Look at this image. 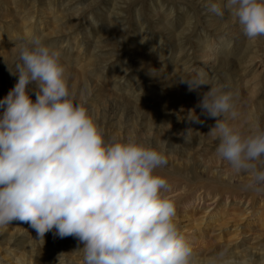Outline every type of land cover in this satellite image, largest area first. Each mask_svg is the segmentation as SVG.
Instances as JSON below:
<instances>
[{
  "label": "rangeland",
  "instance_id": "374dc122",
  "mask_svg": "<svg viewBox=\"0 0 264 264\" xmlns=\"http://www.w3.org/2000/svg\"><path fill=\"white\" fill-rule=\"evenodd\" d=\"M205 5L206 0H0V100L18 81L10 72L18 62L14 46L29 36L24 26L30 22V35L61 52L71 92L106 141L131 137L166 153L168 164L155 174L168 179L167 194L176 202L179 225L200 255L224 246L264 245V221H259L264 195L208 180L247 179L217 157L218 140L209 133L217 118L201 114L196 106L210 86L190 92L179 83L201 76L224 85L235 94L238 113L228 123L245 134L256 124L264 127V37L247 39L236 17L227 12L217 17ZM33 88L29 86L35 100ZM190 109L203 123L186 119ZM188 128L193 130L184 142L181 133ZM220 210H225L219 218L222 239L207 227L208 216ZM187 212L194 216L187 218ZM0 230V264H30L32 256L38 257L34 264H45L59 250H65L70 264L69 254H83L77 251L83 247L79 242L72 248L55 241L54 230L43 239L22 221ZM48 242L56 253L43 247ZM262 255L264 251H252L253 259Z\"/></svg>",
  "mask_w": 264,
  "mask_h": 264
},
{
  "label": "clouds",
  "instance_id": "9594fccd",
  "mask_svg": "<svg viewBox=\"0 0 264 264\" xmlns=\"http://www.w3.org/2000/svg\"><path fill=\"white\" fill-rule=\"evenodd\" d=\"M217 17H236L249 40L264 37V0H206ZM18 81L0 100V228L30 224L40 239L54 230L83 247V264H236L228 246L207 259L181 229L171 185L156 175L166 153L135 138L105 140L94 117L71 92L61 52L39 35L15 43ZM188 90L210 86L197 103L217 118L210 134L215 153L247 179L244 191L264 195V127L247 134L235 119L234 96L224 85L197 76L180 79ZM34 85L35 100L29 86ZM186 119L203 123L194 110ZM188 128L181 133L189 139Z\"/></svg>",
  "mask_w": 264,
  "mask_h": 264
},
{
  "label": "bare ground",
  "instance_id": "6f19581e",
  "mask_svg": "<svg viewBox=\"0 0 264 264\" xmlns=\"http://www.w3.org/2000/svg\"><path fill=\"white\" fill-rule=\"evenodd\" d=\"M203 1V0H202ZM205 1V0H204ZM51 8H52V6H51ZM34 18V17H33ZM33 18H32V20H33ZM31 19V18H30ZM31 20V21H32ZM25 21H27V19L25 20ZM26 23V22H25ZM30 27H32L31 25H30V22H28V23H26L25 24V26H24V29H25V33L26 34H31V28ZM180 49V48H179ZM207 55V54H206ZM224 65V64H223ZM177 71V70H176ZM163 104V103H162ZM3 111H0V118H2L3 117ZM194 136V135H193ZM195 137V136H194ZM196 137H197V134H196ZM191 139V138H190ZM203 175L204 176H206L205 175V172H203ZM197 177V176H196ZM208 177V176H207ZM210 177V176H209ZM214 178V177H213ZM221 180L219 181V180H210V179H208L209 181H218V183L219 184H221L222 186H225V188L226 187H229V186H231V187H234V188H236V189H241V187H240V185L246 180H244V179H231V178H224V177H221L220 178ZM199 180V179H198ZM250 196H252L251 194H250ZM186 197V196H185ZM252 198V197H251ZM262 201V200H261ZM252 204L254 203V197L252 198ZM261 206H264V201H262V204H261ZM223 208V207H222ZM224 209H226V206L224 207ZM251 211V210H250ZM264 211V210H263ZM225 214V210H223V211H218L217 213H214L212 216H208V218L207 219H209L210 220V222H209V224H207V227L208 228H212V230H214L213 231V234H215V233H219L218 234V236H217V238H219V239H222L223 238V236H224V228L222 227V224L220 223V220H219V218L220 217H222L223 215ZM261 214H262V211L260 212V217H259V221H260V224L261 225H263V221H264V217L263 216H261ZM194 215H193V213H191V212H187L186 213V217L187 218H192ZM218 216V217H217ZM215 217H217L218 219L214 222V223H212L213 222V219L215 218ZM1 231V230H0ZM3 231V230H2ZM4 232V231H3ZM2 232V233H3ZM229 234H233V233H229ZM246 234V233H245ZM264 234V233H263ZM242 234H237V235H235L236 237H238V236H241ZM53 236H55L54 234H53ZM51 238V237H50ZM56 238H58V240H55V241H59V243H64L65 244V242L67 243V245L68 246H73L72 248H74V245H76L77 243H78V240L76 239V238H74V237H72V236H69L68 238H60V237H56ZM239 238H237V239H235V241H237ZM48 241V239L46 240V242ZM233 242H235L234 240H232ZM232 241H230V242H232ZM229 242V243H230ZM255 242V241H254ZM55 244H56V242H55ZM62 245V244H61ZM259 245V244H258ZM256 246V247H252V248H250V249H244L242 246H238V247H233V249L231 250V253H232V256H233V258L235 259V261L237 262V259L238 260H243L242 262L240 261L239 263H236V264H246L247 263V261H249L248 260V258L250 259V263L249 264H259V262H260V260H262L261 258H264V256L262 255V257L261 258H259V256H258V259H256V258H254L253 259V256H252V251H255V252H263L264 251V245L262 244V245H259V246ZM43 247H48L47 248V250H49L50 252H53V250H55L54 252L56 253V250H57V247L55 248V247H53L52 246V244H50L49 242L47 243V244H45V246H43ZM69 249V248H68ZM263 249V250H262ZM248 250H250L251 252L249 253V251ZM49 251H47V252H49ZM72 251V250H71ZM217 251V249H214V251L213 252H209L210 254H206L205 252V254H203V255H201V257H203L204 259H207L210 255H212L213 253H215ZM43 252V251H42ZM50 252H49V254H50ZM73 252V251H72ZM79 252V251H78ZM30 253V252H29ZM32 253V252H31ZM64 253H65V250L63 251V252H60V250L58 251V253L54 256L53 255V257L52 258H50L49 259V257L48 258H46V262H44L45 264H68V261H67V259H66V257H68V256H66V254L64 255ZM40 255V254H39ZM83 255V254H82ZM82 255H75V253H73V254H69V256H71L72 258H71V260L69 259V263L70 264H83V260H82ZM31 257V256H30ZM45 257V256H44ZM59 257H63V259H61V260H59L60 258ZM36 258H38V257H33L32 256V259H30L31 260V262H30V264H34V260H36L37 261V259ZM59 258V259H58ZM15 259V258H14ZM22 259V258H21ZM66 259V260H65ZM23 260V259H22ZM44 261V260H43ZM82 261V262H81ZM17 262H18V260H17ZM39 263V262H38ZM28 264V263H27ZM36 264V263H35ZM262 264H264V262L262 263Z\"/></svg>",
  "mask_w": 264,
  "mask_h": 264
}]
</instances>
